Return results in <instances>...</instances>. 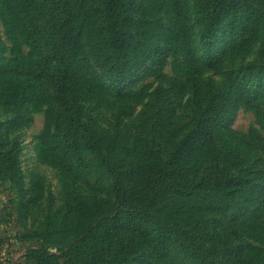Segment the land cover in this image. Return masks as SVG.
<instances>
[{"label": "rangeland", "instance_id": "1", "mask_svg": "<svg viewBox=\"0 0 264 264\" xmlns=\"http://www.w3.org/2000/svg\"><path fill=\"white\" fill-rule=\"evenodd\" d=\"M73 6L65 115L29 24L34 4L0 0V264L112 254L126 229L97 223L114 200L106 164L121 212L145 207L148 228H171L169 264H264V0H133L122 43L102 0ZM206 94L222 109L199 117ZM65 118L77 139L55 143ZM177 153L153 193L155 168ZM151 250L125 264H150Z\"/></svg>", "mask_w": 264, "mask_h": 264}, {"label": "trees", "instance_id": "2", "mask_svg": "<svg viewBox=\"0 0 264 264\" xmlns=\"http://www.w3.org/2000/svg\"><path fill=\"white\" fill-rule=\"evenodd\" d=\"M30 1L34 4V9H32V17L29 20V24L35 33L38 30V38L47 54V58L43 62V68L47 71V84L50 90H52L54 102L57 104L59 112L66 115L69 107L67 90L68 81L70 80L67 71L74 53L78 35V29L74 26L76 13L73 10V5L74 3L77 5L79 0H60L52 5V7L44 6L37 0ZM132 5L133 0H102L106 26L111 35L120 43L123 42L127 36V31H129L127 22ZM182 36L183 42H188V36L185 30L182 31ZM207 99L208 94L204 96V101L200 103L198 108L197 113L199 117H202L207 110L208 114L213 116L222 109L219 105L215 108L211 107L208 109L209 103L206 102ZM63 122H65V125L59 130L58 134H55V143L58 140L72 142L74 139H77V128L70 126L67 123L70 121L66 118L61 123ZM203 126L206 129L204 136L208 138L210 128L205 123ZM177 158L178 153L175 158L171 154L167 161H165L163 167L155 168L153 193H157L170 179L172 175L171 168ZM105 170L113 179L115 188L114 200L112 202L104 201L106 204L109 203V206L106 204L101 205L102 209L100 211H102V216H97V218H101L97 223L108 222L104 228L105 234H110L112 228L116 225L121 230L126 229V232L123 238L115 236L110 239L115 244L113 253L109 254L106 252L104 254H98L97 264H125L126 260L137 256L145 247L149 246V243L152 248L149 263L169 264L166 258V248L172 237L171 228L161 224L158 220V223L153 229L148 228L154 223V221L150 222L152 220L150 219V217L152 218L150 214L155 213L145 207L128 210L125 213L121 212V205L118 202L120 180L112 166L106 164ZM218 184H222V178L219 179ZM110 216L113 219H110ZM106 240L109 241L108 238Z\"/></svg>", "mask_w": 264, "mask_h": 264}]
</instances>
